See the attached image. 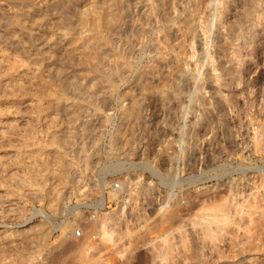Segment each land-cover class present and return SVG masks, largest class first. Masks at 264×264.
<instances>
[{
    "label": "rangeland",
    "instance_id": "obj_1",
    "mask_svg": "<svg viewBox=\"0 0 264 264\" xmlns=\"http://www.w3.org/2000/svg\"><path fill=\"white\" fill-rule=\"evenodd\" d=\"M0 134V264H264V0H0Z\"/></svg>",
    "mask_w": 264,
    "mask_h": 264
},
{
    "label": "built area",
    "instance_id": "obj_2",
    "mask_svg": "<svg viewBox=\"0 0 264 264\" xmlns=\"http://www.w3.org/2000/svg\"><path fill=\"white\" fill-rule=\"evenodd\" d=\"M117 183L116 182H113V188H115V187H117ZM74 233H75V235H77V236H81L82 235V230H81V228L80 229H75L74 230Z\"/></svg>",
    "mask_w": 264,
    "mask_h": 264
},
{
    "label": "bare ground",
    "instance_id": "obj_3",
    "mask_svg": "<svg viewBox=\"0 0 264 264\" xmlns=\"http://www.w3.org/2000/svg\"><path fill=\"white\" fill-rule=\"evenodd\" d=\"M20 48H21V47H20ZM4 127H5V126H4ZM7 128H9V126H7L6 129H7ZM6 132H7V131H6ZM0 135H1V134H0ZM4 136H6V135H4ZM101 198H102V197H101ZM11 199H12V198H11ZM13 199H14V198H13ZM6 201H9L8 204H10V201H11V200H10V198H9V199L6 200ZM1 202H2V201H1ZM2 203H3V202H2ZM13 204H17V203H13ZM101 205H103V200H101ZM9 206H10V205H9ZM7 207H8V206H7ZM5 208H6V207H5Z\"/></svg>",
    "mask_w": 264,
    "mask_h": 264
}]
</instances>
